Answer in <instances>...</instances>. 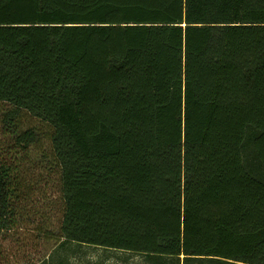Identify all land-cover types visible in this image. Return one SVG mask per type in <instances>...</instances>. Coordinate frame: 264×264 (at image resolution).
<instances>
[{
	"label": "trees",
	"instance_id": "obj_1",
	"mask_svg": "<svg viewBox=\"0 0 264 264\" xmlns=\"http://www.w3.org/2000/svg\"><path fill=\"white\" fill-rule=\"evenodd\" d=\"M0 101L54 129L66 241L264 264V0H0Z\"/></svg>",
	"mask_w": 264,
	"mask_h": 264
},
{
	"label": "rangeland",
	"instance_id": "obj_2",
	"mask_svg": "<svg viewBox=\"0 0 264 264\" xmlns=\"http://www.w3.org/2000/svg\"><path fill=\"white\" fill-rule=\"evenodd\" d=\"M15 113L0 101V164L11 169L16 189L14 218L0 232V264H179L66 241L61 168L51 144L54 129L27 111ZM27 132L35 138L29 145L19 141Z\"/></svg>",
	"mask_w": 264,
	"mask_h": 264
},
{
	"label": "crops",
	"instance_id": "obj_3",
	"mask_svg": "<svg viewBox=\"0 0 264 264\" xmlns=\"http://www.w3.org/2000/svg\"><path fill=\"white\" fill-rule=\"evenodd\" d=\"M121 252H125V251H121ZM130 253V252H129Z\"/></svg>",
	"mask_w": 264,
	"mask_h": 264
}]
</instances>
